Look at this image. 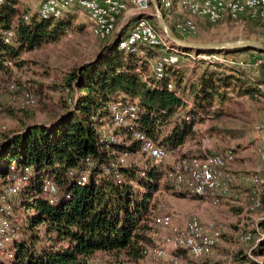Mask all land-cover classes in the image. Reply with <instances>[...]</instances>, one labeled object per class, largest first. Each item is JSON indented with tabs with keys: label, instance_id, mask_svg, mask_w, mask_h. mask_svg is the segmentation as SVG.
Listing matches in <instances>:
<instances>
[{
	"label": "trees",
	"instance_id": "1",
	"mask_svg": "<svg viewBox=\"0 0 264 264\" xmlns=\"http://www.w3.org/2000/svg\"><path fill=\"white\" fill-rule=\"evenodd\" d=\"M18 5L19 0H0V76L24 67V52L58 42L73 25L72 12L59 19H44L34 11L21 12ZM151 22L158 28L154 19ZM9 31L13 37L6 42ZM127 31L128 27L107 42L92 62L70 73L65 102L72 105L56 123L30 126L1 147L0 189L26 169L30 174L28 184L11 201L17 238L6 250L13 256H0V264H95L98 253L140 258L152 234L148 223L150 218L153 223L155 195L177 188L167 179L171 168L147 155L143 167L120 162L121 155L141 152L136 133H145L172 154L199 134L196 126L213 107L219 105L215 113L219 115L232 95L262 96L261 52H257L261 58L249 63L256 65L252 68L242 67L247 65L244 62L207 63L191 86L189 77L177 67H166L162 79L153 70L144 74L141 68L146 69L148 59L160 52L149 47L133 54L122 50L120 43ZM114 104L137 106L134 130L117 126L120 129L112 131L115 123L110 107ZM83 176L87 182L81 184ZM46 180L57 187L53 203L43 191ZM262 199L260 209L264 211V195ZM251 234L255 259L247 255L241 262L264 264V219Z\"/></svg>",
	"mask_w": 264,
	"mask_h": 264
},
{
	"label": "rangeland",
	"instance_id": "2",
	"mask_svg": "<svg viewBox=\"0 0 264 264\" xmlns=\"http://www.w3.org/2000/svg\"><path fill=\"white\" fill-rule=\"evenodd\" d=\"M38 1L19 0L18 8L22 12L28 8V4H37ZM26 11L32 12L30 9H26ZM70 12H72L71 14L74 17L73 25L58 42L24 52L21 59L26 61L25 66L14 68L9 75L0 76V149L10 138L24 132L26 128L33 125L52 126L64 115L66 110L72 105L69 102H65L68 99L65 85L70 79V73L76 68L96 59L102 47L127 28L126 23L130 18V15H125L121 18L118 25L119 33L117 32L109 39L101 40L95 36L90 21L79 8H74ZM67 13L69 12L65 14ZM188 17L185 12L182 14L179 11H174L171 15V21L165 18L175 31L174 22L186 21ZM195 23L198 27L196 35H185L178 31L175 32H178L186 40L195 42L256 39L264 43V22L249 17H241L235 21L226 20L217 24L203 20H196ZM155 28L159 30L157 27ZM206 56L209 55H205L203 58H206ZM217 56L227 61V63H224L225 65L244 62L247 65L243 66L247 68L256 67L255 64L249 63L254 62V58H261L256 51H247L240 54L222 53L217 54ZM203 61L201 59L195 60L192 57H182L179 71L182 72L186 79L189 77L188 82L191 86L196 84L197 77L205 70L207 62ZM152 70V62L146 69L142 70L141 68V71L146 75H150ZM144 77L147 76L144 75ZM11 84H15L18 89L11 90ZM260 93L262 96L258 94L254 98L248 97V99L240 100L241 102H236L233 99L231 102L224 103L220 107L219 115H215L219 105L213 107L212 113L206 114L203 122L197 125L195 130L199 134L186 143L187 147L185 145L186 148L195 149L197 157L203 156L205 153L224 154L229 151L233 152L237 160L235 159L229 166L231 173L235 176L232 185L235 180L243 179L255 173H260L264 177V161L260 151L261 136L264 133V87ZM27 95L35 96L37 103L34 107H26L24 109L22 105ZM70 96L73 95L70 94ZM3 127L6 129L5 131H3ZM119 129L113 125L112 131ZM122 138L118 136L119 140ZM177 153V151L174 154L170 153L169 158L160 164H163L169 170L173 164L181 159L179 153ZM121 158L124 160V164H136L140 167H143L145 161L148 160V157L142 152L135 155H121ZM238 166L243 168L240 169ZM248 189L251 192L256 190L251 185ZM259 190L263 198L264 187L259 188ZM179 192L182 191L171 187L162 189L157 193L153 199V202L156 203V209L152 217L171 215L175 227L184 228L191 218L198 215L200 205L197 200L185 194L184 196ZM240 202L247 203L245 215L252 214L251 212L254 210L250 209V197H248L247 201ZM208 211L211 212L210 210ZM254 212L256 213L254 215L256 218L262 217L264 219L263 210L257 209ZM209 215L216 217L209 222L219 223L224 228H227V231L212 253L204 257L201 262L203 264H242L241 261L247 258L246 253L252 244L242 250L243 246L246 245L240 240V237L245 234L244 229L236 228L235 234H233V232H230V226L233 227L236 223L240 225L242 221L246 222L248 218L230 211L222 213L220 210H216V214L210 213ZM13 217L15 218L12 222H16V215ZM260 221H258V224ZM148 225L151 232H153L155 227L151 218ZM21 238L23 239V237ZM150 245H152L151 235L144 242V247ZM7 251L0 253V256L5 257ZM262 260L261 258L258 259L260 263H262ZM94 261L95 264H156L144 255L138 259H131L125 255L115 257L104 253L96 254Z\"/></svg>",
	"mask_w": 264,
	"mask_h": 264
},
{
	"label": "built area",
	"instance_id": "3",
	"mask_svg": "<svg viewBox=\"0 0 264 264\" xmlns=\"http://www.w3.org/2000/svg\"><path fill=\"white\" fill-rule=\"evenodd\" d=\"M158 3L166 12L169 21L172 20L171 15L177 7L187 13L189 17L186 21H173L176 31L185 35L198 33L196 20L217 24L226 20L235 21L241 17H249L264 22V0H158ZM75 7L87 16L93 33L101 40L114 36L118 32L120 19L125 15H130L126 23L127 36L122 39L120 48L132 54L137 53L141 47L158 49L161 55L148 59L149 63L152 62L157 79L164 77L166 67L180 68L184 56L195 60H200L204 56L183 53L172 47L164 34L145 17L153 14L151 0H39L34 5L33 11L44 19H59ZM12 37L13 32L9 31L6 34V42H9ZM140 54L146 56L144 52ZM209 57L213 59L201 60L207 63H227L217 54L209 55ZM243 65L241 66L247 68ZM10 88L11 90L18 89L15 84H11ZM172 88L170 84L169 89ZM36 103L35 96L27 95L22 107H34ZM201 116L204 117L202 114ZM110 117L116 126L134 130L138 119V108L135 105L114 104L110 107ZM5 130L3 127V131ZM135 136L141 143V152L154 159L156 163H162L169 158V153L145 133H136ZM260 151L264 161V133L261 136ZM235 159L236 155L230 151L224 154L205 153L200 157L182 159L172 165L167 179L174 183L179 191L187 193L189 197H197L204 203L219 206L221 200L231 191L235 176L231 173L229 166ZM120 162L124 163V160L121 158ZM29 174V169H26L22 175L13 176L11 182L0 189V253H4L17 238V231L11 222V217L14 215L11 201L28 184ZM244 179L256 189L249 196L250 209L254 211L260 209L263 199L259 188L264 187L263 175L255 173ZM86 182L87 176H83L81 184ZM43 191L53 203L57 193L56 185L46 180ZM153 225L155 230L151 234L152 245L144 247L143 255L156 264H180V258L170 254V251H186L194 264H203L201 261L212 253L222 240L224 233L223 225L215 222L204 223L199 214L191 218L184 228L175 227L171 215L154 216ZM240 240L251 244L252 234L245 233ZM253 248L254 246L248 255L255 259L251 255ZM7 256L12 258L13 255L7 252Z\"/></svg>",
	"mask_w": 264,
	"mask_h": 264
},
{
	"label": "crops",
	"instance_id": "4",
	"mask_svg": "<svg viewBox=\"0 0 264 264\" xmlns=\"http://www.w3.org/2000/svg\"><path fill=\"white\" fill-rule=\"evenodd\" d=\"M34 5H35V3L28 4L27 5L28 8H26V9H30L31 11H33ZM18 7H19V5H18ZM176 11L177 12L179 11L180 13L183 14V11L179 7H177ZM232 96L234 97L233 99L236 100V102H241L244 99H248V97L237 98V97H235V95H232ZM186 147H187V145H186ZM186 147L184 146V149L182 147V148L177 150L181 159L197 157V152L195 149H191V147H188V148H186ZM174 153H172V154H174ZM239 168L241 169L243 167L241 166ZM244 180H245L244 178L239 179V180H235V183L232 185L229 195L221 200V203L219 206H213V205L204 203V201L202 199L195 197V200H197V202L200 205V209H199L198 214L200 215L201 220L204 223H208L209 221H212L216 217H214L213 215H209V214L210 213L216 214V210L217 211L220 210L222 213H227L230 211V212L236 213L240 216H242V215L246 216L248 218V220L246 222L242 221V223L240 225H238L236 223L235 226H233V227L230 226V232H233V234H235L236 228H243L245 233H251L254 229L258 230V221L262 220V217L256 218L254 216V215H256V213L254 211L251 212L252 214H250V215H248V214L245 215L246 211H247L246 210L247 203L245 204L244 202H240V201H247L248 197L252 193L248 189V188H250V185L249 184L247 185V183L245 182L246 180L245 181ZM208 210H210L211 212H209ZM244 224H246V226H244ZM232 229H234V231H232ZM226 231H227V228H224L223 237H224ZM245 244L246 245L243 246L242 250H244L249 245L248 243H245ZM252 247H253V244L251 247L249 246V249L246 253L247 255H248L249 251L252 249ZM170 254L178 256L181 259V264H193V259L191 258V256L186 251H178V252L170 251Z\"/></svg>",
	"mask_w": 264,
	"mask_h": 264
},
{
	"label": "water",
	"instance_id": "5",
	"mask_svg": "<svg viewBox=\"0 0 264 264\" xmlns=\"http://www.w3.org/2000/svg\"><path fill=\"white\" fill-rule=\"evenodd\" d=\"M152 15H146L149 20L157 22L158 29L164 34L172 47L183 53L196 55H215L231 53L240 50L256 51L264 54V43L256 39H238L225 42H195L181 38L167 22L158 0H151Z\"/></svg>",
	"mask_w": 264,
	"mask_h": 264
},
{
	"label": "bare ground",
	"instance_id": "6",
	"mask_svg": "<svg viewBox=\"0 0 264 264\" xmlns=\"http://www.w3.org/2000/svg\"><path fill=\"white\" fill-rule=\"evenodd\" d=\"M74 9V8H73ZM72 10V9H71ZM174 48V47H173ZM174 49H176V48H174ZM176 50H178V49H176ZM203 57V56H202ZM205 57V56H204ZM208 58V59H207ZM201 59H207V60H209V59H213V57H209V56H206V58H201Z\"/></svg>",
	"mask_w": 264,
	"mask_h": 264
}]
</instances>
